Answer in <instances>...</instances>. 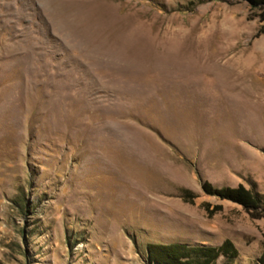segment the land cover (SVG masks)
<instances>
[{
  "label": "rangeland",
  "instance_id": "obj_1",
  "mask_svg": "<svg viewBox=\"0 0 264 264\" xmlns=\"http://www.w3.org/2000/svg\"><path fill=\"white\" fill-rule=\"evenodd\" d=\"M258 27L239 0H0V264L225 239L237 255L214 264H264V218L201 187L264 203Z\"/></svg>",
  "mask_w": 264,
  "mask_h": 264
},
{
  "label": "trees",
  "instance_id": "obj_2",
  "mask_svg": "<svg viewBox=\"0 0 264 264\" xmlns=\"http://www.w3.org/2000/svg\"><path fill=\"white\" fill-rule=\"evenodd\" d=\"M239 1L244 2L249 7L252 17L256 18L259 23L255 36L264 34V0ZM201 187L203 192L209 196L240 205L253 219L264 218V203L261 198L242 184L217 187L211 182L204 180ZM180 197L184 201L193 202L196 195L189 189L181 188ZM204 208L209 215H213L219 212L222 206L220 204L210 205L209 203H204ZM146 251L149 264H214L219 256L233 258L237 255L236 248L228 239H225L218 246L148 243ZM260 260H264V246Z\"/></svg>",
  "mask_w": 264,
  "mask_h": 264
},
{
  "label": "bare ground",
  "instance_id": "obj_3",
  "mask_svg": "<svg viewBox=\"0 0 264 264\" xmlns=\"http://www.w3.org/2000/svg\"><path fill=\"white\" fill-rule=\"evenodd\" d=\"M237 69H238V67L235 68L234 66H232V67H228L226 70L230 74V78H233L232 82H231L232 88L238 86L237 79L242 75L240 70L238 71ZM239 84H240V82H239Z\"/></svg>",
  "mask_w": 264,
  "mask_h": 264
}]
</instances>
